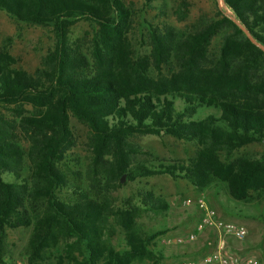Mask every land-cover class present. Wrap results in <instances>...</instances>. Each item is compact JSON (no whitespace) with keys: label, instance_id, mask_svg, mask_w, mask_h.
Instances as JSON below:
<instances>
[{"label":"trees","instance_id":"obj_1","mask_svg":"<svg viewBox=\"0 0 264 264\" xmlns=\"http://www.w3.org/2000/svg\"><path fill=\"white\" fill-rule=\"evenodd\" d=\"M140 1L0 0L16 26L51 35L32 74L0 49V109L11 114L0 112V264H13L4 239L17 228H30L26 264H161L154 240L164 230L143 233L136 220L168 205L148 190L116 204L121 176L133 183L166 175L198 193L219 183L233 201L264 205V0H219L222 9L214 0L213 16L192 29L146 21L168 18L169 8ZM173 15L186 18L178 7ZM78 22L91 27L85 46L70 39ZM136 31L145 54L133 48ZM200 108L219 115L194 119ZM71 120L88 129L82 171L67 164ZM137 136L170 137L194 155L136 163L147 156ZM251 145L263 148L257 158L240 153Z\"/></svg>","mask_w":264,"mask_h":264},{"label":"rangeland","instance_id":"obj_2","mask_svg":"<svg viewBox=\"0 0 264 264\" xmlns=\"http://www.w3.org/2000/svg\"><path fill=\"white\" fill-rule=\"evenodd\" d=\"M217 1L219 8L222 9L220 1ZM132 2L135 7L140 8V0H132ZM166 2L169 8L168 18L144 19L154 25L165 22L176 29H192L199 23L207 22L214 14V0H166ZM177 7L182 10L186 18H176L173 15V11ZM155 13L156 11H153L150 15ZM90 33L91 27L87 23L78 22L71 29L70 39L71 41H78L85 46L84 41ZM144 36L143 32L139 33L136 31L132 37L134 39V41L132 40L133 48L139 54L147 53ZM215 44L216 42L213 41L212 50L215 49ZM50 46L51 35L47 29L16 26L4 13L0 12V49L4 48L8 51L9 56L13 60V68L32 74L38 68L41 58L50 49ZM175 104L177 106L180 105L178 101H175ZM0 112L6 117L11 116L9 111H5L2 108ZM207 115L217 117L219 112L212 108H200L197 109L193 118L202 119ZM70 129L74 140V147L67 153V164L74 170L80 168L82 171L89 159V153L85 146L88 129L74 120L70 121ZM132 142L147 153V156H137L134 161L149 166L185 163L189 158L193 157L195 151V148L191 144L178 142L166 136H137L132 139ZM262 150L263 148L260 145H251L240 150V153L257 158ZM7 179L11 180L9 177ZM120 184L122 186L112 193L116 204H120L125 198L136 196V193L141 190L151 191L155 196L167 203L168 210L166 212L159 215L147 214L136 220L137 227L143 233L149 234L164 230V233L154 240L156 249L162 252L164 256L161 264H182L183 262H187L182 259L183 256L181 255V252H185L183 248L185 243L181 238V245H176L174 242L177 236L179 238L182 235L179 231L182 230L184 217L187 215L191 218L194 217L191 215L194 213L193 209H191L193 207H190V209L184 208L182 202L186 199L194 200L196 197H202L207 205L210 204L216 216H219L218 213L222 211L227 212L231 210L237 216V218L234 216V219H238L244 223H240L241 226H248V228H244L247 231L246 238L248 233H250L249 239L245 238L239 244L247 246L249 241V247L247 246V251L245 254L243 253L245 256H240L239 254L237 256L240 258H254L259 264H262V261L264 263L263 204L233 201L227 196L224 186L219 183H214L204 191L198 193L187 182L183 180L173 181L166 175L145 178L133 183L125 182L123 179V182ZM29 233L30 228H17L6 231L4 239L5 259L11 260L13 264H26L25 250ZM112 245L115 249L122 247L121 235L118 231L112 239Z\"/></svg>","mask_w":264,"mask_h":264},{"label":"built area","instance_id":"obj_3","mask_svg":"<svg viewBox=\"0 0 264 264\" xmlns=\"http://www.w3.org/2000/svg\"><path fill=\"white\" fill-rule=\"evenodd\" d=\"M184 208L193 207L198 213L199 218L194 227V232L186 236V241L191 243L195 235L209 229L214 232L216 237L215 249L195 262H183L182 264H259V262L250 257L240 258L239 256L224 251V239L230 238L236 242H242L247 235L246 229L237 224L224 222L216 216L214 210L207 205L202 197L194 200L186 199L182 202ZM163 243V241H161ZM181 245L182 240L177 238L174 242Z\"/></svg>","mask_w":264,"mask_h":264},{"label":"crops","instance_id":"obj_4","mask_svg":"<svg viewBox=\"0 0 264 264\" xmlns=\"http://www.w3.org/2000/svg\"><path fill=\"white\" fill-rule=\"evenodd\" d=\"M208 206L211 207L210 204H208ZM191 209H193V212H194L191 215H193L194 217L191 218L188 215L185 216L184 217L185 220L182 222L183 224V227L181 228L182 230L179 231L180 233H182V235L179 236V238H181L183 242L185 243L183 246V248L185 249L184 250L185 252H181L182 253L181 255L183 256L182 259L184 261L198 260L202 256L208 253H211L215 249V245H216L215 234L209 229H205L203 232L196 234L193 242L191 243L186 242V236L194 232L195 224L197 223L198 218H199V213L194 208H191ZM218 215L219 216L217 217H220L219 219H221L224 222H230V223L233 222L234 224H237V225L240 223L244 224L240 222V220L234 219L235 214L231 210H228L227 212L222 211L218 213ZM235 217L237 218V216ZM244 227L248 228V226H245V225ZM248 232H249V229H248ZM249 234L250 233H248V236L246 238L247 240L249 239ZM176 238H178V236ZM223 241H224V247H223L224 251H227L235 255L239 254L240 256L243 255V253L245 254V252L247 251V246L249 245V241H248L247 246L246 245L244 246L243 244H239V242H236L230 238H225ZM262 264H264L263 261H262Z\"/></svg>","mask_w":264,"mask_h":264},{"label":"water","instance_id":"obj_5","mask_svg":"<svg viewBox=\"0 0 264 264\" xmlns=\"http://www.w3.org/2000/svg\"><path fill=\"white\" fill-rule=\"evenodd\" d=\"M231 18V20L234 22V19L232 18V17H230ZM237 26H238V28L246 35V37L249 39V40H251V42H252V39L250 38V36L248 35V33L243 29V28H241L238 24H237ZM123 179H124V176H121L120 177V183H122L123 182Z\"/></svg>","mask_w":264,"mask_h":264}]
</instances>
